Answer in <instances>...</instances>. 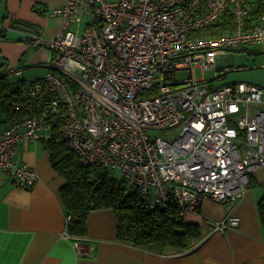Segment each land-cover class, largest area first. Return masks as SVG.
<instances>
[{"label":"built area","instance_id":"obj_1","mask_svg":"<svg viewBox=\"0 0 264 264\" xmlns=\"http://www.w3.org/2000/svg\"><path fill=\"white\" fill-rule=\"evenodd\" d=\"M110 1L65 0L51 11L63 21L59 33L31 36L29 45L51 57L44 77L20 95L40 107L0 130V173L29 190L38 175L16 162L19 147L47 142L59 126L82 165L118 171L124 193L135 191L151 210L175 205L183 217L206 198L242 200L249 175L264 168V84L214 87L193 70L216 69L226 51L263 43L264 15L248 24L246 0ZM210 28L217 31L202 34ZM184 70L189 76L179 78ZM238 225L236 217L215 224ZM63 237L79 250L80 237Z\"/></svg>","mask_w":264,"mask_h":264},{"label":"crops","instance_id":"obj_2","mask_svg":"<svg viewBox=\"0 0 264 264\" xmlns=\"http://www.w3.org/2000/svg\"><path fill=\"white\" fill-rule=\"evenodd\" d=\"M64 3L65 0H0L2 70L14 67L28 71L26 74L34 71L33 80L41 79L36 74L46 68L51 53L30 47V39L32 35L54 38L59 33L63 21L51 11ZM246 3L250 24L254 13H261L264 0ZM254 46L259 57L254 64L245 66L253 72L244 82L262 85L264 42ZM5 127L2 125L0 130ZM16 162L32 167L38 179L29 190H22L14 186L8 174L0 173V264H264V229L258 213V204L264 198V168L249 175V187L242 200L221 204L206 198L196 213L182 217L201 232L187 250L156 253L120 239L114 213L108 208L89 212L79 250L76 249L74 241L63 237L67 212L60 190L65 180L53 170L46 143H23ZM228 217L238 218V227L217 229L215 224Z\"/></svg>","mask_w":264,"mask_h":264},{"label":"trees","instance_id":"obj_3","mask_svg":"<svg viewBox=\"0 0 264 264\" xmlns=\"http://www.w3.org/2000/svg\"><path fill=\"white\" fill-rule=\"evenodd\" d=\"M263 15L264 6L261 13H254V21L250 19L249 23L259 24ZM228 23H221L222 27L218 30H226ZM215 28L207 29L202 34H213L217 31ZM9 77L0 75V103L3 112L0 127L32 116L40 107L37 97L26 98L20 95L28 83L40 79L25 83L23 79L12 82ZM48 98L49 95L44 94L43 102ZM45 143L53 170L65 180L60 198L67 212L66 217L70 218L66 229L71 236L80 237L84 233L86 217L91 210L108 208L114 213L119 238L143 250L156 253L165 250L182 252L200 238L199 227L185 223L177 215L175 205L151 210L135 191L124 193L125 183L122 178H113L106 169L82 165L60 136L59 126L54 129L53 138ZM258 213L264 229V198L258 204Z\"/></svg>","mask_w":264,"mask_h":264},{"label":"rangeland","instance_id":"obj_4","mask_svg":"<svg viewBox=\"0 0 264 264\" xmlns=\"http://www.w3.org/2000/svg\"><path fill=\"white\" fill-rule=\"evenodd\" d=\"M108 3L113 4V2L110 0H108ZM255 50H257L256 46L246 45V46H239L235 51H226L223 57L221 58V60L219 62H216L217 63L216 69L201 70L200 68H195L193 70L194 78L195 79L205 78L206 80H212L214 87H218L224 84H232L236 82L247 81L248 79H245V77H247L248 73H252L253 70H250V68L246 69L245 66L254 64L255 61H257V57H259V55ZM26 72L22 71L24 75L23 77H21L22 74L21 76L12 75L9 77V80L12 82H16L19 79L24 78L28 82L32 81L35 77L33 76L35 72L29 71L30 73L28 74H26ZM45 73H46V68L39 71L38 74H36L37 75L36 77L42 78L44 77ZM219 74H221L219 80H216L215 78ZM187 76H189V74L188 71L185 70L179 72L178 74L179 78H187ZM2 119H3V112L1 110V103H0V121ZM179 132H180L179 130H174L169 137L174 138L179 134ZM109 172L113 178L116 179L121 178V175L118 171L109 170ZM65 230L67 231L66 228Z\"/></svg>","mask_w":264,"mask_h":264}]
</instances>
